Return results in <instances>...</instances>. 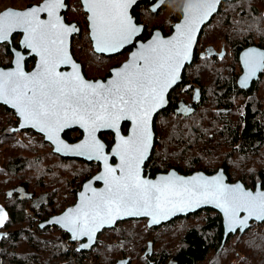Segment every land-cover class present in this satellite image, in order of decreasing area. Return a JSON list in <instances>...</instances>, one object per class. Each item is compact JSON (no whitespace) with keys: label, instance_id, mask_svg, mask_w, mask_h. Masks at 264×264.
Wrapping results in <instances>:
<instances>
[{"label":"trees","instance_id":"1","mask_svg":"<svg viewBox=\"0 0 264 264\" xmlns=\"http://www.w3.org/2000/svg\"><path fill=\"white\" fill-rule=\"evenodd\" d=\"M42 1L0 0V12ZM18 40L15 35L14 46ZM199 41L223 46V52L216 59L196 52L183 80L194 83L204 99L188 116L176 114L172 97L158 113L146 173L154 177L175 169L211 175L224 169L230 182L264 188V71L251 89L237 85L240 53L250 46L264 49V0L230 3L223 20ZM9 56V45H0V62ZM32 65L29 61L27 68ZM17 126L14 112L0 105V218L6 216L0 225V264H264V222L231 234L223 244L222 217L212 209L155 228L146 220L123 221L104 230L90 251H81L68 234L41 224L76 202L99 165L63 158L43 136L18 132ZM81 137L78 131L65 133L71 143ZM101 138L111 148L114 136Z\"/></svg>","mask_w":264,"mask_h":264},{"label":"snow or ice","instance_id":"2","mask_svg":"<svg viewBox=\"0 0 264 264\" xmlns=\"http://www.w3.org/2000/svg\"><path fill=\"white\" fill-rule=\"evenodd\" d=\"M89 20L96 31L98 51L118 50L131 41L137 27L128 15V8L136 0H81ZM220 0H184L182 11L184 23L178 25L180 36L163 46H149L133 57L135 71L117 72V80L109 81V87L96 82H85L79 77H61L56 73L57 63L67 59L64 37L74 26H63L57 16L62 0H45L43 5L25 11L11 9L0 13V41L8 39L14 29L26 33L25 45L33 50L39 48L42 72L26 77L20 72L0 73V98H11L19 107L25 121L39 124L42 131L54 138L69 118L79 122L88 131V139L77 145L81 154L97 159L104 158L103 145L97 141L96 132L116 129L121 119L134 120L136 128L127 138L121 137L117 145L121 157L120 177H112L111 183L88 208L78 209L68 218L67 227L76 235L91 238L98 221H111L113 214H146L163 216L182 211L181 204L217 203L229 215V226L243 227L244 219L237 220L241 210L249 217L264 219V192L253 195L223 185L221 180L192 181L180 178L162 179L153 184L140 179L139 164L149 146L148 120L151 112L164 103L165 89L175 81L182 62L188 58L193 35L200 23L214 11ZM47 12L48 22H40L37 13ZM59 42V46L57 43ZM142 61V63H140ZM256 66L255 58L251 60ZM132 67L123 65L125 70ZM57 151L67 148L62 142ZM109 174L115 169H109ZM104 177H97L103 179ZM170 197H175L172 199ZM170 205V206H169ZM71 212V210H70ZM67 215V214H66ZM6 216L0 218V225ZM88 247V244H84Z\"/></svg>","mask_w":264,"mask_h":264},{"label":"water","instance_id":"3","mask_svg":"<svg viewBox=\"0 0 264 264\" xmlns=\"http://www.w3.org/2000/svg\"><path fill=\"white\" fill-rule=\"evenodd\" d=\"M163 1L164 0H162L161 3ZM224 1L225 0H220V2L215 7L214 11L209 13L208 16H206L200 23H198L196 32L193 35V43L189 48L188 58L182 62V65L179 69V72L177 74L175 81L169 84V86L165 89L164 103L156 107L155 109H153L151 112V115L148 120L149 146L145 153L144 159L139 164V176H140V179L142 180H146L153 184L160 185L162 179L164 178H167L169 180L180 178V179H183L189 182L192 181L193 177H196L200 180H209V181L218 179V180H221L223 185L227 187L234 188L236 186H239L240 191L242 192H250L253 195H257L258 193L264 192V188H262V185L260 183H258L254 188H247L245 184L241 181L230 182L224 169H220L216 173L211 174V175H208L201 171L194 172L190 175H183L175 169H172L166 173L157 174L154 177H152L149 173H146V165L152 156V152L155 146V138H156V134L154 132L155 117L158 115V113H160L161 111L167 108L169 93L182 81V75H183L185 68L193 63L195 48H196L198 38L200 36V33L204 25H206L210 21L211 17L218 11V8L220 7L221 3ZM228 1H235V0H228ZM44 3H45V0H43L39 4L32 3V4L27 5L24 9L10 7V8L3 10L0 13H3L9 9L13 11H25L31 7H34L37 5H43ZM83 8L86 11L84 4H83ZM66 9H67V6L65 5V0H62V6L57 10V16L59 17L61 25L72 26V25H68L64 21V16L62 15V12L65 11ZM88 13L90 14L89 15L90 17L91 13L90 12ZM37 19L40 22L46 23L49 21L50 18L47 12H39L37 13ZM183 23H184V16L181 19V21L178 24H176L173 34L169 37L165 38L162 36L160 32H154L153 36L148 41L135 43L134 50L131 52L129 59L123 64V65L129 64L132 67L125 70L122 65L120 68L112 70L111 72L112 76L108 78L107 81H96V82L103 84L107 88L110 86L109 81L117 80V72L135 71L137 68V63L134 62L133 57L139 54L140 52L145 51L149 46H163L167 44L168 42L173 41L175 38L179 37L180 29L177 26L182 25ZM90 27H91V40L93 42V46L97 50L96 40H95L96 31L94 27L92 26L91 21H90ZM76 32H78V30L73 28V30L64 37L63 48H64V52L66 53L67 59L58 62L55 71L61 77H79L85 82L96 83L95 81H92V80L88 81L85 78V76L82 73L81 66L74 61L73 56L71 54V38ZM14 35H21V38L19 40V47H20L19 49L13 46ZM26 36H27V33L23 29L18 28V29H14L11 33H9L7 40L0 41V45H3V44L9 45L13 53V61H12L11 67L5 68L0 63V73L7 74L11 72H20V73H23L24 76L26 77H34L36 76L37 73L42 72V66H41L42 61H41V55L39 54L41 50L39 48H37L36 50H33L32 48L27 47L24 43ZM133 39H134V36L131 41L127 42L122 47L129 45V43H131ZM57 46H59V42L57 43ZM25 50L29 51L28 54L24 53ZM114 51L115 50L100 51V52L113 53ZM30 57H36L37 61H36L34 68L30 71H27L25 62H26V59ZM253 58H255V60L257 61L256 66H253V64L251 63V60ZM239 60H240V64L242 67V73L237 80V85L238 87L242 89H249L252 86L253 82L258 80L260 75L264 71V49L257 47V46L247 47L240 53ZM140 63H142V61ZM66 68H70V69L66 71L65 70ZM0 105H3L6 108L11 109L15 112L16 117L19 120V124L16 129L17 131L32 130L35 133H38L39 135L43 136L44 140L53 147V152L63 158L79 159V160H84L89 163H96L99 165V171L92 178L86 181L82 185L80 191L77 193L76 202L72 206L67 207L59 215L53 216L49 220L41 224L42 229L45 227L56 226L62 232L68 234L69 241L71 243H74V242L79 243L80 244L79 248L81 251H90L95 246L99 235L104 230L113 229L117 226L118 223L123 222V221H128V220H146L148 228H155V227L166 225L177 218L188 216L190 214H194L201 210L212 209V210H215L222 217L223 229H224L223 244L227 241V238L231 234L235 235L238 232L244 233L248 229H250L253 224H260L264 222V219H261L255 216L249 217L246 211L241 210L237 214V220L244 219L245 220L244 226L241 227L237 225V226L230 228L229 215L225 212L224 208L218 207L217 203L201 202L198 204L196 203L188 204L185 202L184 204L180 205V207L183 208L182 211L177 210L168 215L156 216L155 219H153V215H146V214L126 215L123 213H120V214L114 213L110 222L107 220L97 222L99 224V227L96 228L91 238H89L88 236H80L78 239H73V236L76 235V233H74L72 230H70L69 227L66 226L68 223V218L71 215L75 214L78 209L88 208L89 204L92 201L98 199L100 194L106 193L113 176L120 177L122 175L121 173L122 161H121L120 155L118 154L117 145L120 143L121 137L127 138L133 134L136 128L134 120L121 119L117 122L116 129H102L96 132L95 136H96L97 141H99L103 145L102 155L103 157L106 158L105 160L104 158L97 159L95 158L94 155L90 157L87 154H81V152L77 150L76 146L80 145L81 143L85 142L88 139V131L86 130L85 127H82L79 122L69 118L67 122L64 124V126L60 129V131L56 133V136L54 138H49L50 133L47 131H42L41 125L25 121L24 117L20 115V110H19L18 105L11 98V96L7 98V102H5V98H0ZM176 114L188 115V113H185L182 111L181 104L176 109ZM126 122L129 123V129H128V133L124 134L122 132V124ZM75 129L81 130L83 132V135L79 141L75 143H71L65 138V133L75 130ZM106 132H113L114 143L111 146V148H108V145L101 138V135ZM58 141L62 142L64 145H67L68 147L63 148L60 151H57V148L60 147V144L58 143ZM109 169H115V172L110 175L108 172ZM97 177H104V178L97 179ZM170 198L176 199L175 197H170ZM84 244H88V247H84L83 246Z\"/></svg>","mask_w":264,"mask_h":264},{"label":"flooded vegetation","instance_id":"4","mask_svg":"<svg viewBox=\"0 0 264 264\" xmlns=\"http://www.w3.org/2000/svg\"><path fill=\"white\" fill-rule=\"evenodd\" d=\"M161 1L162 0H136V3L132 4L127 10L128 15L132 18L133 23L137 27V32L134 35L133 41L129 43V45L124 46L118 50H115L113 53H102L100 51H97L93 46V42L91 40V27L89 21L90 14L84 10L83 3L81 2V0H65V5L67 6V9L62 12V15L64 16V21L68 25L74 26V29L78 30V32H76L71 38V54L73 56L74 61L81 66L82 73L88 81L89 80L95 82L107 81L108 78L112 76L111 73L112 70L120 68L129 59L131 52L134 50V44L137 42L148 41L153 36L154 32H160L162 36L165 38L173 34L176 24H178L184 16V13L182 11L184 0H164L162 3ZM235 1L225 0L224 2H222L220 7L218 8V11L211 17L210 21L206 25H204L200 33V36L198 38V42L194 52V58L196 52H198L202 56H204L203 54L210 55L211 56L210 59H216L220 57V55L223 52V46L215 45L211 42L201 43L199 40L203 32L205 33L206 31L212 30L215 24H217L220 20H223L224 10L227 8L228 5H230V3H234ZM17 36H19V40H20L21 35H17ZM19 40L17 42L18 44L17 46L13 45L17 49L20 48ZM10 51H11V47H10ZM28 52L29 51L26 50L24 51L25 54H28ZM12 61H13V53L11 51V56L5 58L3 62L0 63L2 64L3 67L9 68L12 65ZM29 61L33 63L30 69L27 68V63ZM36 61H37L36 57H30L26 59L25 63H26L27 71H30L34 68ZM187 68L188 66L185 68L183 75ZM69 69L70 68H66L65 70L68 71ZM241 73H242V67H241ZM183 75L180 84H178L169 93L167 108L169 107V103L172 97V99H176L177 102V105L176 107H173V110L176 111V109L181 104L182 111L190 115L191 112L196 111L195 104L200 102L204 98L203 95L199 94V89L196 87L194 88L193 85L194 83L184 82ZM259 79L254 81L249 89L253 87L255 82H259ZM249 89H242V90H249ZM11 111L14 112L13 110ZM188 115H183V116H188ZM16 119L18 120L17 117ZM18 124H19V120H18ZM128 129H129V123L127 122L123 123L122 132L124 134H127ZM72 131H78L83 135V132L79 129H75ZM18 132H22V131H18ZM103 134L113 135V132H106Z\"/></svg>","mask_w":264,"mask_h":264},{"label":"built area","instance_id":"5","mask_svg":"<svg viewBox=\"0 0 264 264\" xmlns=\"http://www.w3.org/2000/svg\"><path fill=\"white\" fill-rule=\"evenodd\" d=\"M77 245H78V243H77Z\"/></svg>","mask_w":264,"mask_h":264}]
</instances>
